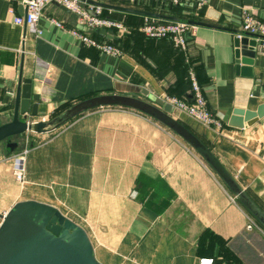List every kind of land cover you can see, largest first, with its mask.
<instances>
[{"label": "crops", "instance_id": "crops-1", "mask_svg": "<svg viewBox=\"0 0 264 264\" xmlns=\"http://www.w3.org/2000/svg\"><path fill=\"white\" fill-rule=\"evenodd\" d=\"M123 23L113 38L121 56L84 46L69 28L75 16L46 5L41 35L14 23L18 2L0 0V124L11 120L19 71L31 80L30 121H48L71 105L101 95L191 100L193 68L208 108L222 121L215 131L172 107L170 116L203 143L264 211V117L228 125L233 109L264 103V48L257 44L252 75L236 71L234 36L241 9L264 21V0H206L201 7L171 0H89ZM13 6V13L9 7ZM198 22L185 50L140 30L141 12ZM61 21L58 27L50 21ZM166 102V101H165ZM0 143V213L21 200L50 204L87 232L102 264H264V227L207 161L178 133L132 107L85 110L45 133ZM26 148V152L24 149ZM21 158L16 160V158ZM20 163L24 181L13 170ZM260 229L246 230L249 219ZM1 222V218H0Z\"/></svg>", "mask_w": 264, "mask_h": 264}, {"label": "water", "instance_id": "water-1", "mask_svg": "<svg viewBox=\"0 0 264 264\" xmlns=\"http://www.w3.org/2000/svg\"><path fill=\"white\" fill-rule=\"evenodd\" d=\"M57 4V3H55ZM62 9L65 7L57 4ZM26 9L23 8V14ZM142 14L164 20L198 22L156 13ZM25 25V24H24ZM94 33L113 38L112 29H94ZM257 40L245 32L237 31L234 36L236 71L252 75L251 66L257 49ZM31 80L22 78L19 71L15 92L12 118L0 124V142H7V150L14 148L11 138L26 131L50 132L75 115L99 106L121 105L140 110L170 127L187 141L221 177L229 189L252 216L264 227V211L241 189L233 176L216 159L210 150L183 125L169 114L172 105L157 97L148 89H140L141 97L126 95H101L80 101L48 121L27 122L23 114L35 115L37 102L30 107L31 98L38 101V95L31 93ZM264 117V103L255 110L235 108L228 125L243 128ZM0 264H102L94 253V248L85 229L63 215L54 206L36 200H21L14 203L5 213H0Z\"/></svg>", "mask_w": 264, "mask_h": 264}, {"label": "built area", "instance_id": "built-area-1", "mask_svg": "<svg viewBox=\"0 0 264 264\" xmlns=\"http://www.w3.org/2000/svg\"><path fill=\"white\" fill-rule=\"evenodd\" d=\"M10 2H18L26 9L25 14H15L14 23L18 25H26L27 29L35 35H41L42 29L38 22L43 15L44 8L50 3H57L68 9L74 16L76 25L69 28V31L78 38L84 46L93 47L100 52L121 56L122 50L111 42L90 34L94 29H112L121 34L124 31L122 22L115 20L105 14L104 8L89 0H8ZM135 2L137 0H127ZM173 3L190 2L195 7H201L206 3V0H171ZM13 6L9 7V12L13 13ZM51 22L58 27H62L61 21L50 19ZM197 28L196 24L186 21H172L164 20L156 17L144 15L139 30L148 38L161 39L168 38L173 46L179 50L186 48V33H193ZM241 32L247 33L249 36L255 38L258 44L264 48V21L260 20L250 7L243 6L241 9ZM188 78L190 80L192 98L185 100L171 95H165L164 101L170 103L173 108L178 109L200 123L211 127L215 131L221 132L224 128L222 121L208 108L206 99L203 95L202 89L195 75L193 68L188 69ZM27 122L30 121L27 114H23ZM32 131H26L25 135ZM27 150L24 149L25 153ZM21 158H16L20 160ZM13 175L18 182L24 181V170L20 163L16 164L13 170ZM254 228L260 229L258 223L253 219H249L246 224V230ZM198 264H212V258H200Z\"/></svg>", "mask_w": 264, "mask_h": 264}, {"label": "trees", "instance_id": "trees-1", "mask_svg": "<svg viewBox=\"0 0 264 264\" xmlns=\"http://www.w3.org/2000/svg\"><path fill=\"white\" fill-rule=\"evenodd\" d=\"M95 34H96V33H95ZM96 35L98 36V34H96ZM71 106H72V105H71ZM71 106H70V107H71Z\"/></svg>", "mask_w": 264, "mask_h": 264}, {"label": "rangeland", "instance_id": "rangeland-1", "mask_svg": "<svg viewBox=\"0 0 264 264\" xmlns=\"http://www.w3.org/2000/svg\"><path fill=\"white\" fill-rule=\"evenodd\" d=\"M0 143H2V142H0Z\"/></svg>", "mask_w": 264, "mask_h": 264}]
</instances>
